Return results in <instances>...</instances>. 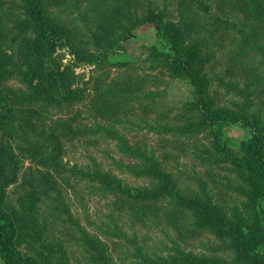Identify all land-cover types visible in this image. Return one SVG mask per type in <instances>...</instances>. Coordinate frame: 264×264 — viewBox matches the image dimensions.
<instances>
[{
	"label": "trees",
	"instance_id": "obj_1",
	"mask_svg": "<svg viewBox=\"0 0 264 264\" xmlns=\"http://www.w3.org/2000/svg\"><path fill=\"white\" fill-rule=\"evenodd\" d=\"M174 3L0 0V258L5 263L69 264L66 243L48 239V221L40 212L43 197L56 191L48 170L58 172L63 167L64 144L56 130L41 128L39 119L53 109L69 110L84 101L92 76L86 77L76 69L90 66L93 72L100 70L102 76L107 65L123 64L125 61L113 59L126 53L123 43L143 24H152L156 43L148 47L144 59L147 68L165 71L183 82L189 98L181 107V123L147 125L148 129L183 136L205 135L210 147L221 153L222 160L236 172L245 200L241 206L226 208L203 186L182 190L153 151L130 142L112 123H96V128L88 131L112 139L117 152L128 160L120 161L123 171L144 178L146 184L131 185L96 161L87 168L72 167L71 172L102 196L120 198L134 206L162 202L187 214L194 228L224 243L228 255L194 253L176 242L165 246L164 253H149L116 223L101 231L104 240L100 234L89 232L65 205L56 210H62L64 217L52 216L71 225L72 244L82 248L86 264H119L110 252L107 237L131 244L132 249L124 248L136 259L133 264H264V110L255 104L252 91L242 89L235 81L224 85L236 99L227 104L217 101L208 73L213 59L209 42L214 33L199 19L208 18L212 24L231 30L240 49L258 54L264 80V0ZM220 4H229L231 11L243 14L244 24L226 15L215 16L212 8ZM61 49L69 54L66 62L57 53ZM8 81L17 86L8 85ZM62 124L72 131L64 121ZM233 125L247 128L248 135L233 141L225 133ZM20 156L45 170L38 181L25 177L23 192L12 200L8 188L18 181Z\"/></svg>",
	"mask_w": 264,
	"mask_h": 264
},
{
	"label": "rangeland",
	"instance_id": "obj_2",
	"mask_svg": "<svg viewBox=\"0 0 264 264\" xmlns=\"http://www.w3.org/2000/svg\"><path fill=\"white\" fill-rule=\"evenodd\" d=\"M182 1L189 0H173L175 3ZM229 7V4L217 5L212 8V13L245 22L243 14L234 13ZM201 17L200 24L214 33V38L209 42L213 59L208 66V73L217 101L227 104L233 98L236 99L234 92L224 85V82L235 81L242 89L248 87L255 104L264 110V80L259 55L240 49L236 34L231 30L212 24L208 18L201 20ZM261 29L264 31V26ZM201 33L207 35L205 31ZM155 43L153 25L143 24L133 38L123 43L126 53L113 58L114 62L125 61L123 64L107 65L102 76L100 70L93 72L90 66L76 69V72L84 73L86 77L92 76L84 101L69 110L53 109L42 114L39 119V126L47 131L56 130L64 144L63 167H59L58 172L48 170L56 182V191L43 197L40 212L48 221V239H60L66 243L69 264H86V261L82 258V248L72 244L71 225L52 216L57 214L64 217L62 210L56 211L60 210V205H65L89 232L100 234L104 240L101 231L116 223L129 236L134 235L138 244L149 253H164L165 246L176 242L194 253L220 257L228 255L225 244L212 234L194 228L187 214L170 209L162 202L134 206L120 198L102 196L92 190L89 183L80 182L72 175V167L87 168L96 161L103 169L115 173L131 185L146 184L144 178H135L123 171L120 161L128 160L117 152L112 139L101 136L99 132L88 131L94 130L96 123H112L130 142H138L153 151L182 190H195L203 186L226 208L241 206L245 200L236 172L222 160L221 153L210 147L205 135L183 136L174 131L158 133L148 129L147 125L172 126L181 123V107L189 98L188 87L183 82L169 77L165 71L147 68L144 59L148 47ZM57 53L64 57V62L68 60L69 54L65 49ZM7 84L17 86L14 81H8ZM63 121L72 131H67ZM225 133L238 142L248 135V129L233 125ZM20 161L18 181L8 188L12 200L23 192L25 177L38 181L40 172L45 170L22 156ZM113 241H119L122 245L118 246ZM106 242L119 264H133L131 262L136 260L126 254L125 248L132 249L131 244L115 237H107ZM0 264L7 263L0 258Z\"/></svg>",
	"mask_w": 264,
	"mask_h": 264
}]
</instances>
